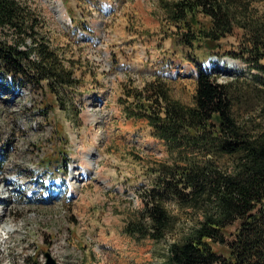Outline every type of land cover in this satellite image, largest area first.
<instances>
[{
    "label": "rangeland",
    "instance_id": "374dc122",
    "mask_svg": "<svg viewBox=\"0 0 264 264\" xmlns=\"http://www.w3.org/2000/svg\"><path fill=\"white\" fill-rule=\"evenodd\" d=\"M20 1L77 86L55 99L0 74V264H46L48 256L55 264H166L182 227L158 243L122 233L142 207L135 190L150 183L147 169L169 154L119 100L125 86L163 76L172 96L192 105L196 64L222 83L246 71L229 55L240 51L242 31L222 39L214 56L179 44L161 7L175 0ZM254 7L264 12L263 3Z\"/></svg>",
    "mask_w": 264,
    "mask_h": 264
},
{
    "label": "trees",
    "instance_id": "16d2710c",
    "mask_svg": "<svg viewBox=\"0 0 264 264\" xmlns=\"http://www.w3.org/2000/svg\"><path fill=\"white\" fill-rule=\"evenodd\" d=\"M255 3L264 0L162 1L186 48L218 56L219 42L242 31L240 51L229 55L247 69L222 83L196 64L192 105L175 99L163 76L125 86L119 100L169 154L147 169L150 183L135 190L142 207L122 233L158 243L182 227L166 264H264V12ZM39 25L26 3L0 0V74L57 99L77 80L38 38Z\"/></svg>",
    "mask_w": 264,
    "mask_h": 264
},
{
    "label": "bare ground",
    "instance_id": "6f19581e",
    "mask_svg": "<svg viewBox=\"0 0 264 264\" xmlns=\"http://www.w3.org/2000/svg\"><path fill=\"white\" fill-rule=\"evenodd\" d=\"M19 96H20V95H19ZM88 155H89L88 150H86L85 152L82 153V155H81V157H80V165H81V166H84L85 168L91 165V163L88 161ZM7 193H8V192H7ZM5 194H6V192H5ZM11 228H12V227H11ZM11 228L8 227V228H7V230H8L7 232L10 233V232L12 231Z\"/></svg>",
    "mask_w": 264,
    "mask_h": 264
},
{
    "label": "water",
    "instance_id": "95a60500",
    "mask_svg": "<svg viewBox=\"0 0 264 264\" xmlns=\"http://www.w3.org/2000/svg\"><path fill=\"white\" fill-rule=\"evenodd\" d=\"M47 263L46 264H55L54 261L52 259H50V257H47Z\"/></svg>",
    "mask_w": 264,
    "mask_h": 264
}]
</instances>
